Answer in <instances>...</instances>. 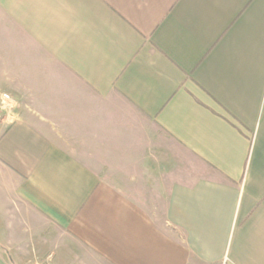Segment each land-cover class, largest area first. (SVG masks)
Returning a JSON list of instances; mask_svg holds the SVG:
<instances>
[{"label": "crops", "instance_id": "obj_1", "mask_svg": "<svg viewBox=\"0 0 264 264\" xmlns=\"http://www.w3.org/2000/svg\"><path fill=\"white\" fill-rule=\"evenodd\" d=\"M0 82V264H264V0H0Z\"/></svg>", "mask_w": 264, "mask_h": 264}, {"label": "rangeland", "instance_id": "obj_2", "mask_svg": "<svg viewBox=\"0 0 264 264\" xmlns=\"http://www.w3.org/2000/svg\"><path fill=\"white\" fill-rule=\"evenodd\" d=\"M2 69H3V67H2ZM4 95H9L11 97L9 89H7V87H6V83L0 82V124L1 123L4 124L7 121L10 122L11 119H13L12 118V114L10 113V111H11L10 105L14 101L11 98V100H8V101L4 102V100H3L4 99ZM151 189H153L155 191V190H158L159 188L157 186H155V187L153 186V187H151ZM152 196H151L152 200L157 202V203H154V204L162 206V204L164 203L163 202V194L158 192L156 194H153ZM160 199H162V200H160Z\"/></svg>", "mask_w": 264, "mask_h": 264}, {"label": "built area", "instance_id": "obj_3", "mask_svg": "<svg viewBox=\"0 0 264 264\" xmlns=\"http://www.w3.org/2000/svg\"><path fill=\"white\" fill-rule=\"evenodd\" d=\"M3 100H4V102L8 101V100H11V97L9 95H4V99Z\"/></svg>", "mask_w": 264, "mask_h": 264}]
</instances>
